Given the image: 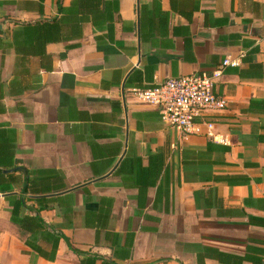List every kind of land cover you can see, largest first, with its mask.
Returning <instances> with one entry per match:
<instances>
[{"label":"crops","instance_id":"crops-1","mask_svg":"<svg viewBox=\"0 0 264 264\" xmlns=\"http://www.w3.org/2000/svg\"><path fill=\"white\" fill-rule=\"evenodd\" d=\"M221 68L210 131L133 94ZM0 264H264V0H0Z\"/></svg>","mask_w":264,"mask_h":264},{"label":"built area","instance_id":"built-area-1","mask_svg":"<svg viewBox=\"0 0 264 264\" xmlns=\"http://www.w3.org/2000/svg\"><path fill=\"white\" fill-rule=\"evenodd\" d=\"M235 67L226 59L222 68ZM211 75L194 74L168 79L152 87L135 89L133 94L144 104L156 107L162 121L184 137L198 134L204 127L208 131L215 128L213 118L227 110L228 100L215 91L222 70Z\"/></svg>","mask_w":264,"mask_h":264}]
</instances>
